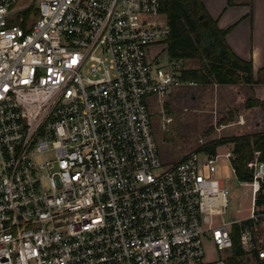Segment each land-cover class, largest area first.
<instances>
[{
	"label": "built area",
	"instance_id": "2783aa9c",
	"mask_svg": "<svg viewBox=\"0 0 264 264\" xmlns=\"http://www.w3.org/2000/svg\"><path fill=\"white\" fill-rule=\"evenodd\" d=\"M18 1L0 0V264H227L234 224L264 258V161L241 182L248 217L215 222L217 155H159L152 102L196 85L150 55L160 0H39L26 18Z\"/></svg>",
	"mask_w": 264,
	"mask_h": 264
},
{
	"label": "rangeland",
	"instance_id": "374dc122",
	"mask_svg": "<svg viewBox=\"0 0 264 264\" xmlns=\"http://www.w3.org/2000/svg\"><path fill=\"white\" fill-rule=\"evenodd\" d=\"M37 1L19 0L16 6L36 5ZM163 14L159 18L164 23L167 18ZM150 55H158L162 64L170 59L163 42L152 46ZM173 60L177 69L195 65L192 60ZM248 97L264 99V84L214 82L184 86L172 89L151 104L153 127L162 158L179 160L203 143H219L215 147L217 156L213 176L222 180L229 195L225 210L213 217L215 222L244 219L250 213V185L241 183L235 177L230 158L225 155L232 152L230 138L264 129V109L245 107L244 102ZM199 155L203 156V152ZM253 238L258 247H264V226L254 227ZM204 250L206 258L223 255L208 240L204 242ZM246 252L247 264H256L252 251ZM227 254L228 251L224 253L225 256Z\"/></svg>",
	"mask_w": 264,
	"mask_h": 264
},
{
	"label": "trees",
	"instance_id": "16d2710c",
	"mask_svg": "<svg viewBox=\"0 0 264 264\" xmlns=\"http://www.w3.org/2000/svg\"><path fill=\"white\" fill-rule=\"evenodd\" d=\"M160 11L166 15L169 26V35L165 41L168 56L178 61L192 60L195 63L193 67L181 70V78L191 79L200 85L214 82L264 84V64L254 76L251 60L237 56L226 42L225 36L232 26L218 27L216 19L209 15L201 0H160ZM30 13H36L32 4L23 12L24 17H28ZM244 106L264 109V99L248 97ZM155 139L157 143L156 136ZM230 141L232 152L229 158L232 171L240 182H250L253 175L248 162L255 158L264 161V129L232 137ZM217 145L219 143H203L195 150H203L214 156ZM157 149L165 164L178 162L186 155L179 160L165 159L162 158L158 143ZM256 151L258 155H255ZM260 187L264 189V179ZM231 234L232 246L226 255L227 264H247V252L241 245L237 225L231 226ZM252 255L256 264H264V258L258 256L256 249L252 250Z\"/></svg>",
	"mask_w": 264,
	"mask_h": 264
},
{
	"label": "crops",
	"instance_id": "0c3cea01",
	"mask_svg": "<svg viewBox=\"0 0 264 264\" xmlns=\"http://www.w3.org/2000/svg\"><path fill=\"white\" fill-rule=\"evenodd\" d=\"M220 28L232 26L225 39L240 58L251 60L254 76L264 64V0H201Z\"/></svg>",
	"mask_w": 264,
	"mask_h": 264
}]
</instances>
